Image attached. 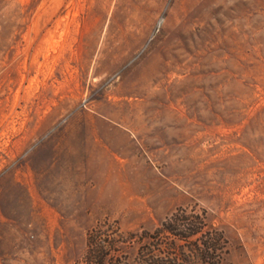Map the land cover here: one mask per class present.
Returning <instances> with one entry per match:
<instances>
[{
  "label": "rangeland",
  "instance_id": "obj_1",
  "mask_svg": "<svg viewBox=\"0 0 264 264\" xmlns=\"http://www.w3.org/2000/svg\"><path fill=\"white\" fill-rule=\"evenodd\" d=\"M158 231L159 264H264V0H0V264Z\"/></svg>",
  "mask_w": 264,
  "mask_h": 264
},
{
  "label": "trees",
  "instance_id": "obj_2",
  "mask_svg": "<svg viewBox=\"0 0 264 264\" xmlns=\"http://www.w3.org/2000/svg\"><path fill=\"white\" fill-rule=\"evenodd\" d=\"M201 225H198V224ZM205 220L204 218H172L170 220V222L167 224V226L164 227L166 232H169L170 234H172L173 236H175V238L173 239V241L171 242V244L174 245V249L177 246H182V244L180 242H182L183 239H186L190 236L193 235H197L199 234L201 231H203V227L205 226ZM160 231H158V235H154V239H156L154 244H151V242H149L148 246L146 247L147 251L143 250L142 248V256L141 259L142 261H145L146 264H155L156 262L159 264L160 262H162L165 258H161L160 256H158L156 254V247L155 246H159L157 248V250L162 251L161 250V246H162V242H161V236H160ZM148 239H150V237H148ZM109 240L108 238H99L98 235H90L88 238V249H87V256L90 259V264L91 262H93L92 258H96L94 260L95 264H105L107 261V257L109 255ZM206 245V251H209V253L211 254V256L216 257V251H217V247L214 246V244L210 245L207 244V242L205 243ZM145 249V248H144ZM168 253H170V251H168ZM208 253V254H209ZM169 255H167V257L169 258ZM98 257V258H97Z\"/></svg>",
  "mask_w": 264,
  "mask_h": 264
}]
</instances>
